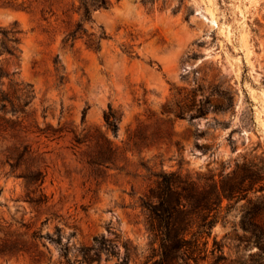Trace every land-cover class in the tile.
<instances>
[{
    "label": "rangeland",
    "instance_id": "obj_1",
    "mask_svg": "<svg viewBox=\"0 0 264 264\" xmlns=\"http://www.w3.org/2000/svg\"><path fill=\"white\" fill-rule=\"evenodd\" d=\"M110 2L85 23L87 32L107 34L94 50L85 37L72 46L62 43L79 19L77 0H0V8L15 12L0 25L16 22L22 31L20 50L7 66L14 80L33 90L24 112L0 120V218L17 224L34 215L23 201L24 180L10 172L1 153L19 136L41 158L51 211L76 226L70 245L118 234L122 256L126 239L138 252L148 246L138 205L149 184L144 166L217 171L239 153L264 152V0ZM230 93L231 109L215 110L212 104L225 103ZM206 98V114L190 119ZM179 105L191 106L184 117L174 113ZM109 106L120 116L116 134L105 125ZM137 127L147 138L140 145L130 139ZM100 134L112 147L109 159L100 157L106 151ZM238 219L237 206L213 227L208 247L215 238L221 251L215 250L218 260L209 255L203 264H238L257 250L240 240ZM55 224L62 226L64 242L73 228L53 219L43 230L53 231ZM48 245L57 262L58 247ZM141 256L128 264L140 263ZM104 258L102 264L117 260ZM0 264L34 263L21 256L0 257Z\"/></svg>",
    "mask_w": 264,
    "mask_h": 264
},
{
    "label": "trees",
    "instance_id": "obj_2",
    "mask_svg": "<svg viewBox=\"0 0 264 264\" xmlns=\"http://www.w3.org/2000/svg\"><path fill=\"white\" fill-rule=\"evenodd\" d=\"M77 1L79 19L64 35L62 43L72 46L76 39L85 37L86 45L97 50L100 40L107 38V34L103 29L97 33L87 32L85 23L92 22L93 11L108 8L111 2ZM21 33L16 22L8 26L0 25V120L3 121L7 120L4 115L8 112L12 115L24 112V106L33 96L31 85L14 80L7 66L8 59L17 56L20 50ZM232 98L230 93L225 103L212 105L215 110L231 109ZM209 103L208 98L200 99L189 118L205 115ZM190 107L179 105L174 113L184 117ZM166 111H174V108L167 106ZM103 117L106 128L116 134L119 113L109 106ZM136 129L130 139L133 144L140 145L147 138L144 134L136 133L139 128ZM18 137L10 140L1 153L10 165V172L24 180L23 201L28 203L34 215L29 220L21 217L17 224L0 218V257L28 256L34 264H102L104 253L105 262L113 256L117 258L110 264H128L132 257L140 255L138 264H203L209 255L218 260V255L214 253L216 249L221 251V246L217 248L215 238L212 248L208 247L212 229L218 222L225 223L230 212L238 206V226L243 232L240 240L248 248L252 245L257 247L255 252L249 253L247 259L238 264H264V152L256 153L255 148H252L239 153L233 164L228 161L217 171L210 168L205 171H183L180 167L157 170L144 166L149 184L138 197V205L144 214L148 246L145 253L138 252L137 246L126 239L122 242L124 252L120 256L117 250L120 240L118 234H114L115 239L93 235L90 244H80L75 248L70 245V237L75 234L76 226L68 224L55 211H51L54 205L44 190L46 172L41 165V158L24 138ZM100 140L106 144V154L100 157L107 155L106 159H109L112 152L110 142L102 134ZM76 141L81 142L77 137ZM199 147L207 149L204 145ZM23 210L25 213L24 207ZM53 219H59L73 228L64 242L62 239L66 234L62 226L55 224L53 231L49 228L43 230ZM233 230H236V226ZM48 242L58 247L61 259L57 262H53L48 255Z\"/></svg>",
    "mask_w": 264,
    "mask_h": 264
},
{
    "label": "water",
    "instance_id": "obj_3",
    "mask_svg": "<svg viewBox=\"0 0 264 264\" xmlns=\"http://www.w3.org/2000/svg\"><path fill=\"white\" fill-rule=\"evenodd\" d=\"M14 15H15V12L13 9L8 8V7L0 8V21L7 22L11 18H13Z\"/></svg>",
    "mask_w": 264,
    "mask_h": 264
},
{
    "label": "bare ground",
    "instance_id": "obj_4",
    "mask_svg": "<svg viewBox=\"0 0 264 264\" xmlns=\"http://www.w3.org/2000/svg\"><path fill=\"white\" fill-rule=\"evenodd\" d=\"M129 5V4H128ZM130 6V5H129ZM132 8V7H131ZM129 10V9H128Z\"/></svg>",
    "mask_w": 264,
    "mask_h": 264
}]
</instances>
